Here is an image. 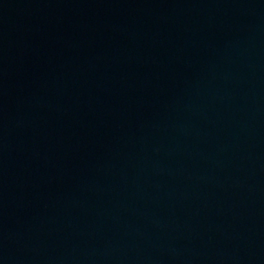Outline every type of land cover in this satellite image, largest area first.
I'll use <instances>...</instances> for the list:
<instances>
[{
	"label": "water",
	"instance_id": "water-1",
	"mask_svg": "<svg viewBox=\"0 0 264 264\" xmlns=\"http://www.w3.org/2000/svg\"><path fill=\"white\" fill-rule=\"evenodd\" d=\"M0 264H264V0H0Z\"/></svg>",
	"mask_w": 264,
	"mask_h": 264
}]
</instances>
